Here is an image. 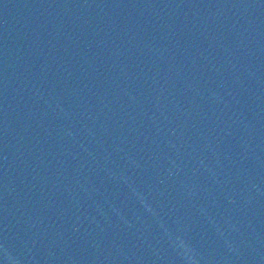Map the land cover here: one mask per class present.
<instances>
[{
  "label": "water",
  "instance_id": "water-1",
  "mask_svg": "<svg viewBox=\"0 0 264 264\" xmlns=\"http://www.w3.org/2000/svg\"><path fill=\"white\" fill-rule=\"evenodd\" d=\"M163 264H264V0H105Z\"/></svg>",
  "mask_w": 264,
  "mask_h": 264
}]
</instances>
